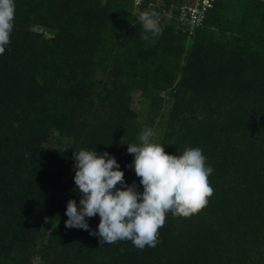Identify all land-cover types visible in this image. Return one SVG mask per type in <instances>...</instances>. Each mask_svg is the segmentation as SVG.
<instances>
[{"label": "trees", "instance_id": "obj_1", "mask_svg": "<svg viewBox=\"0 0 264 264\" xmlns=\"http://www.w3.org/2000/svg\"><path fill=\"white\" fill-rule=\"evenodd\" d=\"M135 1L14 0L0 55V264H264V0H216L193 29L180 19L190 0H143L178 4L174 28L148 41ZM136 89L150 124L171 103L159 142L202 149L214 192L197 214L169 212L155 247H100L65 227L67 202L81 199L73 152L107 151L142 192L125 171L145 129ZM86 220L98 230V214Z\"/></svg>", "mask_w": 264, "mask_h": 264}, {"label": "clouds", "instance_id": "obj_2", "mask_svg": "<svg viewBox=\"0 0 264 264\" xmlns=\"http://www.w3.org/2000/svg\"><path fill=\"white\" fill-rule=\"evenodd\" d=\"M15 11L14 0H0V55L10 44ZM156 16L154 11H144L138 17L145 41L162 35ZM153 136V129L145 128L139 134V144L127 145V152L134 156L129 167L140 178L142 192L135 183H125L124 172L107 151L73 152L74 191L81 194V199L79 207L74 199L67 202L66 228L84 229L98 236L100 247L131 241L143 250L157 245L159 229L169 212L187 218L207 206L214 192L208 179L213 168L206 165L202 149L187 147L180 154H168L164 145L151 141ZM97 214L98 230L92 231L86 218Z\"/></svg>", "mask_w": 264, "mask_h": 264}, {"label": "rangeland", "instance_id": "obj_3", "mask_svg": "<svg viewBox=\"0 0 264 264\" xmlns=\"http://www.w3.org/2000/svg\"><path fill=\"white\" fill-rule=\"evenodd\" d=\"M142 1L143 0H136L135 1L136 2L135 3V7H136L135 13L136 14L140 15L144 11H149V12L154 11L157 13L156 19L158 20V24L161 28L173 27L174 13H175L176 8L178 7V4H176V2L172 3L168 9L162 8V6L164 5V3H162V2L149 4V6L147 8L143 9V8H141V5L139 6V4L142 3ZM150 8H152V9H150ZM37 29L41 30L40 28H35V30H37ZM175 33H176V30H175ZM46 35L49 36L50 34L46 33ZM193 41H194L193 37L189 38L187 40V42H186V53L183 56V58L188 55V52H190L192 45H193ZM158 64L156 62H155V64L150 62V64H149V65H151L150 69L151 68L155 69V67H157ZM146 69H148V68H146ZM157 69H158V67H157ZM147 92H148L147 90H145V91L141 90L140 91V90L136 89L134 91V94H133V105L132 106H133V109L140 112L139 124L144 128L153 129L154 136L151 138V141L161 144L159 141L164 136V129L168 126L165 122L167 121V118H168L167 113L171 108V103H170V105H167V106L164 105L163 107H160V108H162V112L160 114H158L157 116L153 117L154 118L153 124H150L151 121H149L150 118L148 116V112H149V108H150V100H149V98H146L144 96ZM171 92H172L171 89L165 90L164 94L170 95ZM168 101H169V98H168ZM127 160L128 161H127L126 166H125V171L127 172V175L132 176V177H136L135 172H134V168L129 167V165L132 164L134 158H130ZM229 237H230L229 232H226L223 235V238H222V240H224V243H222L223 247H226V244H228L229 247H231L233 245L228 241ZM234 245H237V243H234Z\"/></svg>", "mask_w": 264, "mask_h": 264}, {"label": "built area", "instance_id": "obj_4", "mask_svg": "<svg viewBox=\"0 0 264 264\" xmlns=\"http://www.w3.org/2000/svg\"><path fill=\"white\" fill-rule=\"evenodd\" d=\"M216 0H190L181 7L180 19L183 25H190L193 29L201 25L213 9Z\"/></svg>", "mask_w": 264, "mask_h": 264}]
</instances>
